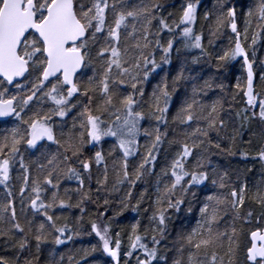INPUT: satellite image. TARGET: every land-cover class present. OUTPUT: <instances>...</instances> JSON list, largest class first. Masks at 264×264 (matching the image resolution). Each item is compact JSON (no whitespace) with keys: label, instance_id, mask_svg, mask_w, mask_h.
Listing matches in <instances>:
<instances>
[{"label":"trees","instance_id":"trees-1","mask_svg":"<svg viewBox=\"0 0 264 264\" xmlns=\"http://www.w3.org/2000/svg\"><path fill=\"white\" fill-rule=\"evenodd\" d=\"M25 1L40 21L52 0ZM73 4L86 29L76 94L43 80L33 33L23 81L0 79L16 104L0 122V264H115L107 248L116 264H249L264 228V0ZM88 118L104 133L91 146ZM39 120L54 141L31 147Z\"/></svg>","mask_w":264,"mask_h":264},{"label":"water","instance_id":"water-1","mask_svg":"<svg viewBox=\"0 0 264 264\" xmlns=\"http://www.w3.org/2000/svg\"><path fill=\"white\" fill-rule=\"evenodd\" d=\"M233 15V14H232ZM192 21V6L186 8L184 25ZM235 33V17L231 25ZM33 33L43 46L46 64L42 72L44 81L60 76L63 85L72 95L76 94L75 79L84 65L81 50L72 49L86 36V29L77 19L73 0H52L42 20L36 21L34 3L25 0H3L0 7V79L8 86L23 81L27 72V62L19 55L21 45L28 34ZM249 98L248 103H250ZM16 113L14 99L0 100V122L9 120ZM54 141L51 131L44 127L35 128L29 145L37 147ZM1 171L8 179V164L3 163ZM250 247L247 250V262L255 264L264 261V228L250 234ZM107 256L118 263V255L107 248Z\"/></svg>","mask_w":264,"mask_h":264},{"label":"rangeland","instance_id":"rangeland-1","mask_svg":"<svg viewBox=\"0 0 264 264\" xmlns=\"http://www.w3.org/2000/svg\"><path fill=\"white\" fill-rule=\"evenodd\" d=\"M3 1V0H2ZM26 2V1H25ZM45 11V10H44ZM35 10H34V14H35ZM46 12V11H45ZM44 12V13H45ZM78 19V18H77ZM193 19V18H192ZM79 20V19H78ZM81 22V21H80ZM233 22V19H230V24H232ZM241 25L243 26V28L245 30H247V24H246V20L245 18L242 19L241 21ZM235 33H237L238 31V24H237V21L235 19ZM239 36V34H237ZM25 41V40H24ZM24 44V42L22 43V45ZM22 45H21V48H22ZM20 48V49H21ZM72 49H79L80 48H77V45L76 46H73L71 47ZM35 52H32L31 54L34 55ZM31 55V56H32ZM23 58V57H22ZM24 59V58H23ZM25 60V59H24ZM26 61V60H25ZM27 62V61H26ZM45 67V66H44ZM44 69V68H43ZM251 88V85L248 87V91L246 93V98L249 100V98H251V101H250V106L252 108H256L257 106V101L254 97V94L252 92V90L250 89ZM53 92L54 93H57V89L55 88V86H53ZM0 100H3V99H0ZM6 100V99H5ZM262 116H264V110L262 111ZM132 122V121H131ZM131 126L133 127L134 129V122H132ZM87 123H88V129H89V132H88V135L90 137V143H89V146L94 145L96 143H99L100 140L102 139V135L104 134L103 133V130H102V123L98 122L97 120H93L92 118H88L87 119ZM45 120L44 121H35L34 125H32V127L30 128V133L29 135H31L32 131L37 127H44L45 125ZM123 125L124 124H121V123H118L114 128H113V131H116V130H119L121 131L122 133H120L118 135V137L116 138L117 139V142H118V145L119 147L121 148L122 152H124V154H128V153H131L132 152V149H133V140H131V138H128V136H125V134L123 133H127V131L123 128ZM13 128H12V131L13 133H16V130L18 128V124L17 122H15L14 124H12ZM45 128V127H44ZM132 129L131 132H129L127 135H134V130ZM127 137V138H126ZM135 139V138H134ZM126 154V155H127ZM4 161H2L0 163V165L3 163ZM0 176H1V171H0ZM113 251V250H112ZM115 252V251H114ZM117 254V252H115ZM118 255V254H117Z\"/></svg>","mask_w":264,"mask_h":264}]
</instances>
